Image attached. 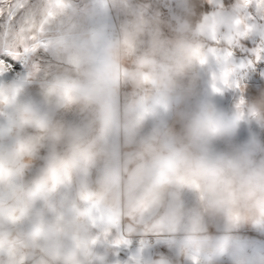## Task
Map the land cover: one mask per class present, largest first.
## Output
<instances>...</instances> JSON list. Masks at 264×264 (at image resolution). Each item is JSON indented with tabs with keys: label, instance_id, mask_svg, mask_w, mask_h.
<instances>
[{
	"label": "rangeland",
	"instance_id": "rangeland-1",
	"mask_svg": "<svg viewBox=\"0 0 264 264\" xmlns=\"http://www.w3.org/2000/svg\"><path fill=\"white\" fill-rule=\"evenodd\" d=\"M22 2L48 61L0 83V264H264V91L225 97L216 55L247 0L212 17L206 0Z\"/></svg>",
	"mask_w": 264,
	"mask_h": 264
},
{
	"label": "snow or ice",
	"instance_id": "snow-or-ice-1",
	"mask_svg": "<svg viewBox=\"0 0 264 264\" xmlns=\"http://www.w3.org/2000/svg\"><path fill=\"white\" fill-rule=\"evenodd\" d=\"M4 3V0H0ZM233 0H214L197 5V15L215 16L217 10L231 9ZM32 5L19 2L11 7L0 9V83H7L15 78L24 76L33 70L39 63H46L48 56L44 51L45 40L41 35H24L28 17L31 14ZM218 66L221 69H230L236 74L237 79L229 80L224 90L225 97L235 100L240 98L243 103L250 95H256L264 91V0H247L243 12V21L240 24L238 43L231 48L216 50ZM241 69H247V76L243 84L239 82ZM11 78V79H10ZM243 87L241 93L239 89ZM235 89V94H233ZM116 235L112 230L105 240L107 247ZM138 245V237L133 238L127 247L111 248L116 253L113 260L124 261L134 254ZM159 250L166 251L163 245H157Z\"/></svg>",
	"mask_w": 264,
	"mask_h": 264
},
{
	"label": "clouds",
	"instance_id": "clouds-1",
	"mask_svg": "<svg viewBox=\"0 0 264 264\" xmlns=\"http://www.w3.org/2000/svg\"><path fill=\"white\" fill-rule=\"evenodd\" d=\"M208 103L211 107H214V108H217V110L219 111L218 109V106L214 103V101H212L211 99L208 100Z\"/></svg>",
	"mask_w": 264,
	"mask_h": 264
},
{
	"label": "bare ground",
	"instance_id": "bare-ground-1",
	"mask_svg": "<svg viewBox=\"0 0 264 264\" xmlns=\"http://www.w3.org/2000/svg\"><path fill=\"white\" fill-rule=\"evenodd\" d=\"M195 257L199 258L198 256L194 255Z\"/></svg>",
	"mask_w": 264,
	"mask_h": 264
},
{
	"label": "built area",
	"instance_id": "built-area-1",
	"mask_svg": "<svg viewBox=\"0 0 264 264\" xmlns=\"http://www.w3.org/2000/svg\"><path fill=\"white\" fill-rule=\"evenodd\" d=\"M138 242H141V241H138Z\"/></svg>",
	"mask_w": 264,
	"mask_h": 264
}]
</instances>
